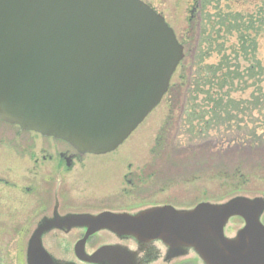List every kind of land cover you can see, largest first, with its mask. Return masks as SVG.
Listing matches in <instances>:
<instances>
[{
	"label": "water",
	"instance_id": "95a60500",
	"mask_svg": "<svg viewBox=\"0 0 264 264\" xmlns=\"http://www.w3.org/2000/svg\"><path fill=\"white\" fill-rule=\"evenodd\" d=\"M182 56L164 17L141 0H0V119L82 153L110 152L159 104ZM263 207L237 197L107 212V226L192 246L208 264H264ZM233 215L245 224L229 241L223 225ZM31 262L53 264L41 249Z\"/></svg>",
	"mask_w": 264,
	"mask_h": 264
},
{
	"label": "rangeland",
	"instance_id": "374dc122",
	"mask_svg": "<svg viewBox=\"0 0 264 264\" xmlns=\"http://www.w3.org/2000/svg\"><path fill=\"white\" fill-rule=\"evenodd\" d=\"M142 1L173 29L183 56L160 103L115 150L95 158L98 165L107 163V173L104 166L96 168L102 181L107 176V208L136 212L157 199L177 209L236 197L264 200V0ZM219 66L242 77L231 87L223 72L213 74L211 68ZM216 100L223 103L216 105ZM128 163L131 170L148 175L128 185L122 177ZM88 169L83 178L88 179ZM93 179L77 184L80 204L101 203L94 198H103L106 191L99 173ZM160 180H170L172 194L146 196ZM84 197L92 201L85 203ZM260 219L264 223V208ZM244 223L238 216L227 220L224 234L229 241L236 240ZM2 259L0 264H9ZM21 263L20 257L12 262ZM172 264L204 262L191 249Z\"/></svg>",
	"mask_w": 264,
	"mask_h": 264
},
{
	"label": "flooded vegetation",
	"instance_id": "af4514ba",
	"mask_svg": "<svg viewBox=\"0 0 264 264\" xmlns=\"http://www.w3.org/2000/svg\"><path fill=\"white\" fill-rule=\"evenodd\" d=\"M0 129V260L5 258L4 262L12 264L15 257H20L21 264H32V257L41 249L53 264H153L159 260L172 264L191 251L187 245H170L163 237L142 239L107 226V212L134 216L164 206L189 210L158 199L151 207L136 212L107 208V176L104 174L102 181V173L97 171L104 166L107 173V163L104 160L98 165L95 161L107 153H82L62 139L25 131L1 120ZM37 139L39 143H35ZM126 167L122 177L128 185L134 178L148 175L131 170V163ZM85 168H89L85 172L88 179L83 178ZM98 173L106 193L94 199L101 203L80 204L77 184L94 181ZM169 183L160 180V185L146 196L172 194ZM89 199L84 197L82 201L87 203ZM103 213L104 224L94 219ZM92 225L104 226L90 230Z\"/></svg>",
	"mask_w": 264,
	"mask_h": 264
},
{
	"label": "trees",
	"instance_id": "16d2710c",
	"mask_svg": "<svg viewBox=\"0 0 264 264\" xmlns=\"http://www.w3.org/2000/svg\"><path fill=\"white\" fill-rule=\"evenodd\" d=\"M211 69H213V71H212L213 74H218V72H223L222 71V67H220V66H219V68H211ZM222 76L225 77L229 81V84L232 87V86H234V80L238 79V78H241L242 74L239 71H237V70L227 69L226 73L223 72ZM216 101H218V103H216V105H220L221 103H223V102H220L219 100H216ZM221 112L225 113L228 116L231 113V111L230 110H226V108H222ZM213 113H215V111H213ZM215 114H217V113H215ZM229 117H231V116H229ZM233 118H235V115L233 116ZM230 120H232V119H230ZM201 130H203V129H201Z\"/></svg>",
	"mask_w": 264,
	"mask_h": 264
}]
</instances>
